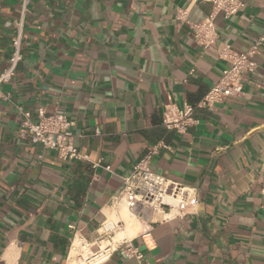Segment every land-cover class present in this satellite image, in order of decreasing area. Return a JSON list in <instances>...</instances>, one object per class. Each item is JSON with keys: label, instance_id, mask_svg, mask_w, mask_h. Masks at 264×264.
Masks as SVG:
<instances>
[{"label": "crops", "instance_id": "crops-1", "mask_svg": "<svg viewBox=\"0 0 264 264\" xmlns=\"http://www.w3.org/2000/svg\"><path fill=\"white\" fill-rule=\"evenodd\" d=\"M210 1L30 0L22 61L0 86V264H69L73 239L121 220L113 197L153 148L150 168L194 187L196 211L137 212L140 231L121 241L142 259L116 251L104 264H264V45L241 96L196 108L184 135L162 125L164 105H197L216 83L224 45L244 52L264 32V0H243L201 49L188 23ZM20 17L21 0H0V73ZM39 108L73 122L78 158L20 135V112L34 124Z\"/></svg>", "mask_w": 264, "mask_h": 264}, {"label": "built area", "instance_id": "built-area-1", "mask_svg": "<svg viewBox=\"0 0 264 264\" xmlns=\"http://www.w3.org/2000/svg\"><path fill=\"white\" fill-rule=\"evenodd\" d=\"M210 2L212 10L208 16L188 23L194 42L203 50L213 47L218 39L216 18L221 16L222 19L228 20L244 7L243 0H211ZM29 3L30 0H21V17L15 24V35L11 39L12 51L8 67L0 73V86L10 81L17 65L22 61V25ZM263 45L264 32L244 52L234 51L230 46L224 45L218 57L226 66L219 79L197 105L184 104L182 108L174 104L164 105L162 111L164 128L184 135L187 128L195 123L193 113L196 108H211L224 99L241 96L244 75L255 69L254 58ZM1 97L3 100L7 99V96L1 95ZM36 116L37 122L33 124L29 120V113L20 112L21 136L27 133L32 143L55 151L60 159L79 157L69 144L72 138L69 129L73 126V122L67 120L64 112L55 111L52 114H46L42 108H39ZM155 150L156 148H153L148 151L135 163L131 172L122 178L121 186L113 197L112 207L115 211L122 206L135 213L144 211L157 213L162 220L181 218L186 214L195 213L199 203L197 190L153 172L150 161ZM95 166L93 164V167ZM106 170L109 168L106 167ZM261 193L264 197V184ZM123 226L124 223L121 220L111 222L105 219L99 226L97 237L92 243L79 239L80 253L74 257L76 264H104L116 251H121L127 258L140 261L142 255L130 242L114 239L115 234L121 231Z\"/></svg>", "mask_w": 264, "mask_h": 264}, {"label": "bare ground", "instance_id": "bare-ground-1", "mask_svg": "<svg viewBox=\"0 0 264 264\" xmlns=\"http://www.w3.org/2000/svg\"><path fill=\"white\" fill-rule=\"evenodd\" d=\"M113 211H114V209H113ZM114 212H116V211H114ZM156 215H158V214L156 213ZM122 217H123L124 222L122 220L121 221L124 223V228H122L121 231H119L115 234V237H114L115 241H121L124 238H132V237L136 236L138 231H140V221L137 218V214L135 212H131V211H129L123 207ZM109 221L116 222L118 220H115V221L109 220ZM78 253H80V240L76 238L73 241L72 248L70 250L69 264H76L74 257Z\"/></svg>", "mask_w": 264, "mask_h": 264}, {"label": "rangeland", "instance_id": "rangeland-1", "mask_svg": "<svg viewBox=\"0 0 264 264\" xmlns=\"http://www.w3.org/2000/svg\"><path fill=\"white\" fill-rule=\"evenodd\" d=\"M120 218H121V220L124 222L123 217H122V210H120ZM110 220L115 221L116 218H115L113 215H111Z\"/></svg>", "mask_w": 264, "mask_h": 264}]
</instances>
